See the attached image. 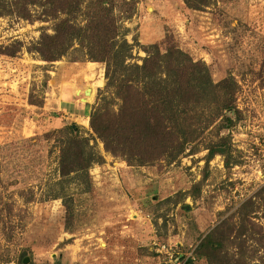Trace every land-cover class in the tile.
<instances>
[{
    "label": "rangeland",
    "instance_id": "1",
    "mask_svg": "<svg viewBox=\"0 0 264 264\" xmlns=\"http://www.w3.org/2000/svg\"><path fill=\"white\" fill-rule=\"evenodd\" d=\"M4 2L0 264H264V0ZM152 45L180 49L212 81L201 116L189 96L187 128L176 114L156 126L148 96L139 128L107 87L109 49L143 64ZM199 121L184 149L161 153L146 138ZM68 134L95 152L84 175L61 176ZM219 144L226 151L210 157Z\"/></svg>",
    "mask_w": 264,
    "mask_h": 264
},
{
    "label": "trees",
    "instance_id": "2",
    "mask_svg": "<svg viewBox=\"0 0 264 264\" xmlns=\"http://www.w3.org/2000/svg\"><path fill=\"white\" fill-rule=\"evenodd\" d=\"M32 2L34 3L35 1ZM28 4L17 3L14 8L19 7L18 11L22 12L20 15L27 17L30 15ZM7 6L11 5L5 3L4 0H0V15L6 12L10 13L12 8H8ZM57 32L61 36V30L57 29ZM147 52L148 57L144 59L143 64H138L136 62H127L128 54L126 49H109V52L105 53L101 58L102 61L107 62V87L115 91V95L123 100L124 105H128L127 110L132 117V121L138 126L142 124L139 128L141 126L149 127L148 121L145 119L147 117L143 118L144 116H142L144 115L145 109H141L142 99L145 96L150 97L149 104L151 108L149 110L153 113L151 118H153L156 126L161 127L164 124H169L173 121V114H176L174 120L179 124L183 123V126L187 128V122H189L188 119L190 117V109L188 108L189 96L191 94L192 96L193 94L196 96L194 100L195 106L192 107V112L193 114L200 115L199 109L202 107L203 102L209 101L207 95H210V92H208L207 88L208 86L211 88L210 85H212V81L211 83L208 82V80L210 81V77L208 74H203L201 70L199 72L197 71L198 73L196 71H189L190 68L196 65H187L188 58L180 49H170L167 53H162L158 45H152L148 47ZM115 58L117 61L113 63L112 60ZM213 94L216 96L213 102H215L214 104L218 103L220 105L219 109L225 110L232 108L230 100L224 99L222 103L217 99L218 93ZM140 120H143V122L141 121L140 123ZM228 121L230 123L232 122L231 119H228ZM149 122H152L150 118ZM196 126L197 128L194 132L184 130L182 133L172 131L171 125L167 126V130L161 132L152 128L150 134L146 135V138L158 140L161 153L164 150L165 152H169L178 148L184 149L185 144L190 141L191 134L200 132L202 127H204V123L199 121ZM92 127L99 136H105L103 129L95 124L93 117ZM134 129H137V127H134ZM138 130V134L134 135V138L140 140L142 131ZM175 133H177V136ZM170 141L173 143L168 146ZM62 142V154L60 157L61 176L65 177L72 173L79 176L88 172V168L95 159V152L88 153L87 151V146L90 144L89 139L79 135L74 136L68 134ZM223 146L224 144H219L218 146L211 147L210 157L214 156L217 152H225L226 150ZM209 237L208 235L206 240Z\"/></svg>",
    "mask_w": 264,
    "mask_h": 264
},
{
    "label": "crops",
    "instance_id": "3",
    "mask_svg": "<svg viewBox=\"0 0 264 264\" xmlns=\"http://www.w3.org/2000/svg\"><path fill=\"white\" fill-rule=\"evenodd\" d=\"M75 88V87H74ZM77 89V91L79 90L78 88H75L74 89V92H75V90ZM70 102H72L71 103V105L69 106L70 107V109H83V108H85L87 105V103L85 104V103H83V105H81V104H79V103H75V101L73 100V101H70ZM87 102V101H86ZM89 102V101H88ZM89 106V105H88ZM81 107V108H80ZM80 115V114H79ZM77 126V125H76Z\"/></svg>",
    "mask_w": 264,
    "mask_h": 264
},
{
    "label": "built area",
    "instance_id": "4",
    "mask_svg": "<svg viewBox=\"0 0 264 264\" xmlns=\"http://www.w3.org/2000/svg\"><path fill=\"white\" fill-rule=\"evenodd\" d=\"M162 249H167V250H169V248H167V245H162ZM170 257L171 258H173V253H170Z\"/></svg>",
    "mask_w": 264,
    "mask_h": 264
},
{
    "label": "water",
    "instance_id": "5",
    "mask_svg": "<svg viewBox=\"0 0 264 264\" xmlns=\"http://www.w3.org/2000/svg\"><path fill=\"white\" fill-rule=\"evenodd\" d=\"M73 127H74L75 129H77V128H78L76 125H73ZM26 260H28V259H26Z\"/></svg>",
    "mask_w": 264,
    "mask_h": 264
},
{
    "label": "bare ground",
    "instance_id": "6",
    "mask_svg": "<svg viewBox=\"0 0 264 264\" xmlns=\"http://www.w3.org/2000/svg\"><path fill=\"white\" fill-rule=\"evenodd\" d=\"M88 90H91V89H86V91H85V92H87Z\"/></svg>",
    "mask_w": 264,
    "mask_h": 264
}]
</instances>
